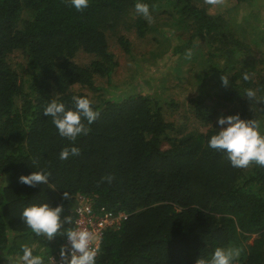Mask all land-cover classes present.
I'll return each instance as SVG.
<instances>
[{"label": "trees", "instance_id": "16d2710c", "mask_svg": "<svg viewBox=\"0 0 264 264\" xmlns=\"http://www.w3.org/2000/svg\"><path fill=\"white\" fill-rule=\"evenodd\" d=\"M250 1L257 0L238 5ZM135 2L90 0L78 12L67 0H0V264L18 257L22 244L35 245L34 254L44 250L45 259L61 245L63 236L49 241L27 229L24 207L63 205L62 219H73L81 196L92 199L97 212L127 215L105 233L97 264H196L210 260L217 247L240 250L233 264H264V168L234 169L207 146L217 127L209 98L222 101L230 115L264 120V78L243 79L252 54L259 51L256 63H264V35L247 37L243 24L194 0H143L153 16L149 23L136 14ZM160 26H177L174 55L190 49L209 64L197 96L181 105L189 123L166 117L156 89L139 93L136 74L149 75L152 64L116 79L121 63L110 45L131 54L127 31L142 39ZM244 48L249 59L225 64L242 58ZM247 89L256 91L255 100L245 96ZM72 96L89 98L100 115L86 124L88 135L77 138L80 154L62 161L59 152L71 142L43 108L52 99L71 107ZM39 170L51 173L48 184L19 183L21 175Z\"/></svg>", "mask_w": 264, "mask_h": 264}, {"label": "clouds", "instance_id": "9594fccd", "mask_svg": "<svg viewBox=\"0 0 264 264\" xmlns=\"http://www.w3.org/2000/svg\"><path fill=\"white\" fill-rule=\"evenodd\" d=\"M76 11H82L89 6L90 0H67ZM134 9L137 15L142 16L149 23L152 22L149 5L143 0H136ZM243 79L247 80L245 74ZM223 86L229 85V80L221 76ZM245 96L255 100L256 91L245 90ZM71 107L58 99H52L43 108V115L51 118V124L60 137L71 142L59 152L60 160H67L80 154V149L75 145L78 137L88 135L91 125L100 113L93 107V101L84 96H72ZM264 112V109H260ZM86 122V123H85ZM215 134L208 138L209 149L219 151L225 155L230 166L234 169H246L251 164L264 168V120L255 116L252 119H242L239 114L220 116L216 121ZM51 173L46 170L33 171L29 175H21L19 183L35 187L49 183ZM109 183L112 177H105ZM63 198H68V193H63ZM63 205L52 206L50 203H32L23 208L20 219L23 224L35 234L51 241L57 235L66 238V244L59 250L60 264H97L100 251L99 238L87 228L80 226L78 221H73L71 216H63ZM74 225L64 228V225ZM61 229H64L61 231ZM36 246L22 244L17 264H45L43 251L35 253ZM240 254L239 249L217 247L210 260L199 259L196 264H233V260ZM48 264H56L55 259L48 257Z\"/></svg>", "mask_w": 264, "mask_h": 264}, {"label": "rangeland", "instance_id": "374dc122", "mask_svg": "<svg viewBox=\"0 0 264 264\" xmlns=\"http://www.w3.org/2000/svg\"><path fill=\"white\" fill-rule=\"evenodd\" d=\"M194 1L200 3L202 7H208L209 11L212 13L223 15L230 22L243 24L246 31L241 32L247 37L254 35L255 32L264 35V0L244 2L242 6L238 5V0ZM165 11V9L158 10L160 14L158 21L162 19ZM159 28L161 29V26ZM175 29H170L168 31L163 27L158 32L154 29L149 35L142 39H139L140 37H138V34L135 32L127 31L125 36L130 42V51L132 55L126 54L121 48L118 49L113 47V45L110 46L111 49H113L116 60L121 63V70H119L116 78L117 81H123L127 78L128 74L134 73V71L137 70L136 65L142 64L147 66L152 64L155 70L150 72L149 75L148 72L142 77H138V74H136L138 80L134 81H139L140 84H142L139 86V93L156 89L158 94L163 97L164 113L166 117L168 119L174 117V119H179L180 121L184 119L188 122L190 121V113L185 106L181 108V105H183V103L186 105L191 96H197L198 88L200 87L198 86L200 75L202 76L206 73L209 64L204 62L203 57L193 58L190 49L187 50L184 55H174L173 50L177 41L176 38H172L175 35ZM242 34L238 33V36H242ZM252 49L256 50L254 47H252ZM244 50L246 49H243L244 56H242V58H233L225 64L233 67L237 66V62L241 59H249L248 52L245 53ZM259 55L260 52L257 51L250 57L252 60L250 63L252 68L245 73L248 75L249 79L257 80L264 78V63H256V61L261 60ZM235 73L236 70H232L230 75ZM135 83L137 82H134V84ZM125 95L126 92L124 90L121 92V97ZM209 99L207 103L211 106V111L213 113L215 112L214 125H216V121L220 116H227L230 114L222 101L214 98Z\"/></svg>", "mask_w": 264, "mask_h": 264}, {"label": "built area", "instance_id": "2783aa9c", "mask_svg": "<svg viewBox=\"0 0 264 264\" xmlns=\"http://www.w3.org/2000/svg\"><path fill=\"white\" fill-rule=\"evenodd\" d=\"M75 199L76 200L73 208V214L75 217L73 218V221H78L81 227L93 231L98 236L99 248L105 233L116 229L123 221L127 219L125 212L114 213L111 211H105L104 209H101L97 212L94 209L93 200L88 197L81 196ZM64 244H66L65 237H63L60 247ZM60 247L55 254L49 256H53L56 264H60ZM6 264H17V257ZM45 264H48V257L45 259Z\"/></svg>", "mask_w": 264, "mask_h": 264}]
</instances>
